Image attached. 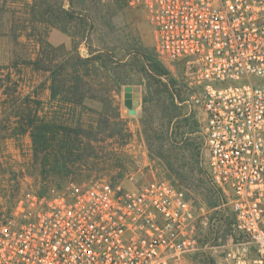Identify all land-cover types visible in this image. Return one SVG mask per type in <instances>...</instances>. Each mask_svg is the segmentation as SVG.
<instances>
[{
    "label": "built area",
    "instance_id": "obj_1",
    "mask_svg": "<svg viewBox=\"0 0 264 264\" xmlns=\"http://www.w3.org/2000/svg\"><path fill=\"white\" fill-rule=\"evenodd\" d=\"M150 25L162 63L181 65L203 114L210 183L232 216L203 240L211 211L164 178L27 193L0 218V264H264V0H126ZM216 210V209H215Z\"/></svg>",
    "mask_w": 264,
    "mask_h": 264
},
{
    "label": "rangeland",
    "instance_id": "obj_2",
    "mask_svg": "<svg viewBox=\"0 0 264 264\" xmlns=\"http://www.w3.org/2000/svg\"><path fill=\"white\" fill-rule=\"evenodd\" d=\"M41 1L0 0V218L9 213L20 197L27 193L37 194L40 190L42 176L33 162L30 136L28 132L14 134L13 129L19 118L15 117L12 107L21 105L19 112L22 114L29 108H37L42 112L48 108L47 74L34 71L32 66L23 62L24 59L35 61L40 47L46 43L52 47L62 46L65 50H75L83 58L108 47L114 50L116 58H122L124 64L130 66L133 63L134 68L139 69V72L132 69L129 73L131 81L119 88L110 82L105 84L106 88H97L98 96L104 103L89 102L88 105L103 112L108 126L97 137L100 142L96 144L94 167L80 176H72L63 188L69 183L86 185L106 181L132 189L144 182L167 178L169 175L163 162L150 156V153L154 155L153 150L160 144L159 139L165 136L166 126H162L161 119L153 113L155 108L151 99L154 87L150 85L152 81L140 72L146 65L145 61L134 54V51L147 50L153 65H158L155 58L160 61L144 13L130 7L126 0ZM59 8L64 9L65 13ZM80 19L85 24L89 22L87 19L93 20L94 29L81 25ZM162 65L167 69L162 81L175 82L182 90L180 101L175 103L181 116L187 117L190 123V130L185 137L187 148L193 151L195 162L199 163L198 167L202 172L207 167L204 141L200 133L203 114L188 102L190 91L184 84L182 66L167 63ZM126 87L140 101L134 115H130L123 105ZM11 90L15 92L12 93ZM5 92H11L12 95L7 96L3 94ZM24 98L29 99V103ZM33 100L40 101L42 106L37 107L32 103ZM115 109L120 113L117 125L119 128L114 125L117 124L114 120ZM82 117L88 123L96 114L85 112ZM141 120L146 121L145 125ZM166 149L165 147L164 150ZM168 153L172 157L178 150ZM209 185L204 181L201 190L183 191L198 208L202 207L200 195L204 192L203 188ZM51 187L54 189V186ZM223 202L222 195L215 210L221 217V222L218 223L219 234L230 220L229 210L223 208ZM227 236H219L215 242L220 240L224 243ZM214 259L217 260L216 257ZM193 261L192 264H199L198 261Z\"/></svg>",
    "mask_w": 264,
    "mask_h": 264
},
{
    "label": "trees",
    "instance_id": "obj_3",
    "mask_svg": "<svg viewBox=\"0 0 264 264\" xmlns=\"http://www.w3.org/2000/svg\"><path fill=\"white\" fill-rule=\"evenodd\" d=\"M59 9L65 13L64 9ZM87 20L89 21L87 24L83 23L82 19L79 23L94 29L93 20ZM58 29L65 33L59 27ZM134 54L145 61L146 65L142 70L140 69V72L152 81L150 85L154 87L151 99L154 101L153 113L161 119L160 124L166 126L165 136L159 139L160 144L153 150L154 155L150 153V156L163 162L169 174L164 179L169 181L177 191L183 193L185 200L191 201L183 189H200L204 181L208 185L210 181L207 167L201 172L199 163L195 162L193 151L187 148L188 142L185 137L190 130V123L187 117L181 116V111L175 103L177 100L180 101L182 90L179 85L174 84L175 82L162 81L161 78L166 75L167 69L157 58L155 59L158 65H153L147 50L134 51ZM25 60H23L24 64L32 66L34 71L47 74L49 91L46 111L29 108L22 114L19 112L21 105L12 107L15 117L19 118V122L13 129L14 134L28 132L30 136L33 162L38 166L42 176L40 190L37 192V195L41 197L62 190L63 185L70 181L72 176H80L94 167L96 144L100 142L97 137L103 132V128L108 126V121L103 112H98L88 103L103 104L104 102L98 96L97 88H106L105 84L108 82L116 88L127 84L131 81L132 76L129 73L135 69V65L132 63L127 66L122 62V58H116L114 50L108 47L89 53L83 58L75 50H65L62 46L52 47L47 43L40 47L35 61ZM135 71L139 72V69L136 68ZM9 78L10 75L7 76L8 80ZM12 93L3 94L11 96ZM24 100L29 103V99L24 98ZM32 103L37 107L42 106L38 100H33ZM115 111L114 120L117 124H114L116 126L114 127L119 128L117 125L120 113L118 109ZM85 112L94 113L96 117L86 123L82 119ZM141 122L145 125L146 121L141 120ZM151 129L150 125L149 130ZM165 147L166 150H164ZM174 150H178V153L170 157L168 152ZM186 150H188L187 153ZM87 167L89 168L86 169ZM51 186H54V189ZM203 190L204 192L200 195L203 204L201 206L206 211H211L209 223L214 219L212 225L208 226L203 240L216 241L219 236L224 237L229 234L232 216L230 215L228 226L219 234L218 223L221 222V217L216 214L215 209L219 205L222 194L212 184L207 188L204 187ZM192 259L199 264H217L214 258L206 254L195 255Z\"/></svg>",
    "mask_w": 264,
    "mask_h": 264
},
{
    "label": "water",
    "instance_id": "obj_4",
    "mask_svg": "<svg viewBox=\"0 0 264 264\" xmlns=\"http://www.w3.org/2000/svg\"><path fill=\"white\" fill-rule=\"evenodd\" d=\"M125 91H126V93L124 95L123 105L128 110L130 115H134L136 112V109L140 105V101L138 98H136V96H133L130 93L129 87H126Z\"/></svg>",
    "mask_w": 264,
    "mask_h": 264
}]
</instances>
